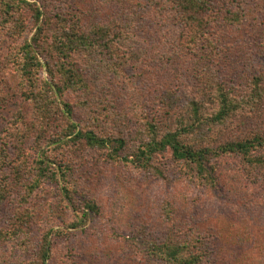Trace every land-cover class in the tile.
Here are the masks:
<instances>
[{"label": "trees", "instance_id": "trees-1", "mask_svg": "<svg viewBox=\"0 0 264 264\" xmlns=\"http://www.w3.org/2000/svg\"><path fill=\"white\" fill-rule=\"evenodd\" d=\"M52 1L19 0L3 8L4 20L13 21L20 36L17 55L22 56L13 64L16 94L10 89L29 107L13 120L16 158L10 160L5 141L0 152V211L17 193L20 201L10 230H1L4 238L28 237L36 213L25 206L47 187L55 188L53 213L60 216L62 209L78 218L70 224L72 229H83L92 216L102 213L96 198L86 195L76 178L81 161L77 157L87 151L147 180L171 184L168 172L173 171L176 181L198 189L216 188L219 173L227 179L228 169L236 178L264 182V62L238 87L225 82L211 64L218 54L215 35L248 21L252 10L245 0H145L148 8L160 6L162 14L167 10L159 20L182 28L180 54L169 50L162 55L144 44L146 19L138 22L133 13L124 12L110 22L91 18L86 23L77 15L51 11ZM28 17L36 33L22 41ZM188 56L191 91L183 95L165 83L141 85L143 73L151 72L156 79L174 69L177 57ZM160 61L167 67L163 74L157 71ZM44 69L48 81L41 78ZM93 78L101 79L104 89L122 87L131 104L117 108L111 92L104 97L95 93ZM2 82L0 76V110L8 103ZM175 211L171 202L161 206L166 234L143 239L148 254L159 264H213L212 240L195 230L184 231ZM53 233L64 235L61 230L45 231L32 260L21 264H48ZM223 250L221 264H251L237 262L233 253Z\"/></svg>", "mask_w": 264, "mask_h": 264}, {"label": "rangeland", "instance_id": "rangeland-1", "mask_svg": "<svg viewBox=\"0 0 264 264\" xmlns=\"http://www.w3.org/2000/svg\"><path fill=\"white\" fill-rule=\"evenodd\" d=\"M0 1L3 3L0 4V76L1 79L3 77L2 85H7L2 90L8 98V103H3L0 110V152L5 141L10 160H14L16 151L11 138L14 131L13 120L18 111H27L29 107L21 95H13L17 92L18 83L13 64L22 57L17 55V37L20 36L16 34L14 22L4 20L3 16L4 5H15L19 0ZM245 2L252 10L248 21L239 29L230 27L215 35L218 54L211 61L221 78L235 87L241 86L249 75L259 72L264 62V0ZM160 8H148L145 0H53L50 9L55 13L77 15L85 19L86 23L91 18L110 22L122 16L121 13H133L138 22L141 18L146 19V27L142 33L144 44L155 48V55L165 54L169 50L180 54L178 44L181 43L182 28L174 21L159 20L157 16L165 17V13L167 14V10L162 14ZM25 21L26 36L21 40L29 41L34 37L36 29L29 17ZM150 52L152 55L154 51H147L148 54ZM14 58L16 61H13ZM40 60L45 61L42 56ZM163 61L166 62V59ZM163 61L156 63L157 67H161ZM188 61L189 56L183 60L177 57L174 69H170L166 75L160 73L156 79H152L151 72L143 73L141 85L161 87L160 84L165 83L169 88L182 91L184 95L188 90L191 91L193 85ZM166 68L162 66L157 71H162L163 74ZM159 77L165 78L163 80ZM41 78L47 81L50 79L46 69L42 71ZM93 81L94 92L102 94V97L106 93H112L117 108H126L131 104V96L124 93L122 87L113 85L112 90L104 89L100 86L101 79L93 78ZM98 82L101 83L97 84ZM153 88L150 87V90H155ZM149 96L153 99L151 94ZM69 101L73 102V99L69 97ZM31 148L30 154L34 151V147ZM77 158L81 160L76 168L78 183L86 195L96 198L102 213L92 216L83 229H72L70 224L78 222V218L72 212L62 209L59 211L60 216L54 214L57 198L52 195L55 188L47 187L31 197L25 206L36 213L28 237L23 235L6 239L1 230H10L16 208L20 205L18 193L15 194L2 205L0 211V264H21L32 260L33 252L43 240L44 232L60 230L64 233L63 236L58 237L53 233L50 237L53 255L48 264H159L146 251L143 239L159 238L166 234V225L160 213L161 206L167 202L174 204L175 217L184 231L195 230L212 240L210 247L216 252L213 264L224 261L225 248L233 253L232 259L237 262L264 264L262 180L254 184L245 179L243 174L236 178L234 172L228 169L227 179L219 173L216 188L198 189L176 181L173 171L168 172L172 182L170 184L164 180L138 177L122 164L107 162L94 151H87ZM25 245L27 248L22 247Z\"/></svg>", "mask_w": 264, "mask_h": 264}]
</instances>
